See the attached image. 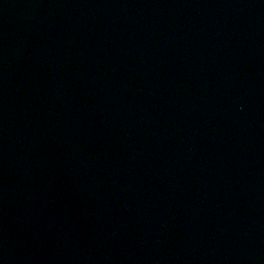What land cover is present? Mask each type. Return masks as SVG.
Returning <instances> with one entry per match:
<instances>
[{"label":"water","instance_id":"1","mask_svg":"<svg viewBox=\"0 0 264 264\" xmlns=\"http://www.w3.org/2000/svg\"><path fill=\"white\" fill-rule=\"evenodd\" d=\"M0 264H264V0H0Z\"/></svg>","mask_w":264,"mask_h":264}]
</instances>
